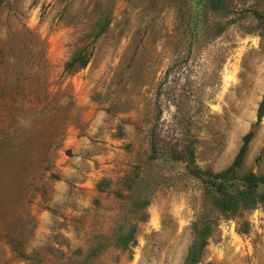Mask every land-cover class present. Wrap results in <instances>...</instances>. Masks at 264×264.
I'll return each instance as SVG.
<instances>
[{
  "label": "rangeland",
  "instance_id": "1",
  "mask_svg": "<svg viewBox=\"0 0 264 264\" xmlns=\"http://www.w3.org/2000/svg\"><path fill=\"white\" fill-rule=\"evenodd\" d=\"M229 4L0 0V264H184L207 218L196 264H264V204L226 217L194 172L254 131L264 173V0Z\"/></svg>",
  "mask_w": 264,
  "mask_h": 264
},
{
  "label": "trees",
  "instance_id": "2",
  "mask_svg": "<svg viewBox=\"0 0 264 264\" xmlns=\"http://www.w3.org/2000/svg\"><path fill=\"white\" fill-rule=\"evenodd\" d=\"M199 6H208L215 10L229 11V0H197ZM255 17L260 26L264 29V12L255 11ZM107 27L106 21H97L94 28V35L98 38ZM195 35L202 32L201 24L196 21L191 27ZM89 62V55L83 50L76 52L66 63V69L69 72L85 67ZM264 116V95L257 111V122H260ZM254 136V131H250L244 136L243 145L234 163L221 172L204 171L202 169L194 170L205 186V192L212 198L214 208L226 217L242 214L244 211L253 210L259 205L264 204V173L257 174L249 172L245 175H239L238 168L247 152L248 144ZM154 156H157L155 151ZM197 238L191 246L184 264H196L203 255L208 238L212 233L213 224L207 218L197 221L195 224ZM135 230L121 236L123 246H129L131 240L135 242Z\"/></svg>",
  "mask_w": 264,
  "mask_h": 264
}]
</instances>
